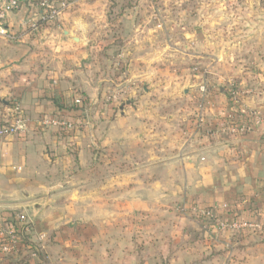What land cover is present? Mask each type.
<instances>
[{
	"label": "crops",
	"instance_id": "0c3cea01",
	"mask_svg": "<svg viewBox=\"0 0 264 264\" xmlns=\"http://www.w3.org/2000/svg\"><path fill=\"white\" fill-rule=\"evenodd\" d=\"M50 1L67 4L55 21L43 22L39 0H28L9 14L5 25L10 35L0 37V105L17 101L33 118L27 135L0 140V213L24 212L34 234L46 236L40 246L43 257L34 263L65 264L57 253H72L64 246L66 234L75 222L96 220L104 204L120 207L118 216L105 211L108 222L162 207L179 214L180 209L193 213L195 206L215 208L226 221L258 227L219 231L199 218L202 232H185L190 241L176 252H183L185 261L173 257L170 264H264V135L260 129L242 136L216 131L230 114L239 117L255 109L264 117L263 82L252 86L236 80L240 96L235 103L225 85L215 90L210 84L203 123L194 88L198 82L187 69L181 76L176 69H161L172 78L161 88L181 98L172 115L160 111L162 101L150 99L161 90L154 85L144 86L145 94L104 104L101 96L113 86L160 73L155 65L162 57L159 51L143 49L159 42L165 22L154 19L153 7L143 20L137 17L139 6L125 7L112 22L105 19L107 0ZM221 13L218 60L254 59L262 27L255 9L248 6L243 14L248 20L240 14L232 23L226 21L228 12ZM32 21L39 23L37 32L30 28ZM116 44L118 52L108 56L105 46ZM203 51L188 52L189 59L203 62L209 57ZM260 62L262 81L264 55ZM115 70L117 82L108 78ZM241 71L215 74L245 78ZM77 95L93 104L90 129L57 132L37 126L43 114L73 112ZM113 233L89 232V252L102 250L99 238L107 244ZM89 257L88 263L96 264V254ZM14 259H0V264Z\"/></svg>",
	"mask_w": 264,
	"mask_h": 264
},
{
	"label": "rangeland",
	"instance_id": "374dc122",
	"mask_svg": "<svg viewBox=\"0 0 264 264\" xmlns=\"http://www.w3.org/2000/svg\"><path fill=\"white\" fill-rule=\"evenodd\" d=\"M107 1L108 5L105 10V19L115 22L120 19L125 7L139 6L142 13H138L137 17L143 20L152 14L147 11L149 10L147 8L153 7L156 10L154 19L165 22L166 27L161 29L158 39L159 42L156 45H149L147 49L145 47L143 49L144 51H150L151 47H154L159 51L162 57L158 62H155V65H159L158 69L160 73H154L152 77L148 76L142 82L133 79L124 83V85L118 87L113 86V89L102 94L101 101L104 104H108L107 99L110 93H118L119 91L120 97L113 101L116 102L130 96L135 97L138 94H145L147 92L145 87H152L154 85L153 87L161 90L155 91L154 97H150V99H155L157 102L162 101L163 104L161 105L160 111L163 114L172 115L176 111L174 108H177V105L181 103V98L180 96L174 98L168 88H161L165 86L167 81L172 80L171 77L164 75V71L161 70L167 67L169 69H176L175 72L180 76L184 75L185 69H187L189 75H192L193 80H197L198 86L194 88L198 90L204 78L208 80L209 85L211 84L210 86L215 90L218 89L219 85H225L228 89L234 88L237 85L236 80L243 81L242 79H246L248 82L250 81L252 86L259 85L260 82L264 84V79L261 81V77L259 76V73L263 72L260 59L264 55V0ZM248 6H252L255 9L257 22L262 26L258 28L256 33L257 55L251 61H238L232 58L228 60L222 58L219 61L217 54L221 47L218 45L219 33L217 26L224 19V15L221 12H228L226 21L231 23L240 14H242V17L240 16L242 19L244 17V20H248V17L243 15ZM235 12L240 13L234 15ZM230 32L229 36L232 38V31ZM170 38L172 39L170 40ZM206 38L208 39V44L202 42ZM231 46L230 49L233 48ZM119 47L117 44L111 46L106 45L105 49L108 50L106 51L108 52V56L113 57L118 52ZM202 50H205L203 51L204 54L209 55L206 60L203 58V62H200L201 59H189L192 56L188 55V52H197L199 54ZM229 52L231 53V50ZM106 68H108V65L104 66V69ZM117 68L119 69V66ZM239 68L242 70V74L246 76L245 78L229 75L228 77L221 78L215 74V72L219 73L221 71L222 73L225 72L224 74L228 73L232 75ZM115 71L114 76H108L112 81L118 78L117 71ZM205 71L207 72L204 76ZM182 79L186 80V77L180 80L182 81ZM166 91L168 93L164 94ZM196 100L198 102V95ZM110 209L117 212L116 216L120 213V207L115 205L105 207L104 204H100L97 209L96 220L75 222L74 226L76 225V228H71L68 231L70 233L66 234L67 238L64 239L65 248L72 251L73 254H69L65 250L64 254L62 251L57 253V256H61L65 260V264H89V256H94L95 254L96 264H170L173 257H179L180 262H184L185 254L183 252L176 254L181 247H185L190 241L184 233L202 232V225L198 220L199 218L193 213L186 214V210L183 209L179 210V214L166 207H162L155 211H145L142 215H130L125 220L117 219L108 222L104 219V213ZM49 232L55 231L51 230ZM89 232H98L99 234L100 232L114 233L112 241H109L107 244L103 243L104 237L99 238L102 239L99 241L102 242L100 245L104 247L101 248L102 250H97L94 254L89 252V248L91 247L90 241L93 242V238L90 237ZM106 248H108L107 252L104 250ZM199 258L200 256L196 257V259ZM41 259L42 257L40 258L39 256L37 260L40 262ZM6 260L8 259L6 258ZM14 260L13 262H16L18 259L16 258Z\"/></svg>",
	"mask_w": 264,
	"mask_h": 264
},
{
	"label": "built area",
	"instance_id": "2783aa9c",
	"mask_svg": "<svg viewBox=\"0 0 264 264\" xmlns=\"http://www.w3.org/2000/svg\"><path fill=\"white\" fill-rule=\"evenodd\" d=\"M28 0H0V37H8L10 35L7 27L6 20L9 14L21 9L23 4ZM39 6L42 9L40 19L43 22L55 21L61 14V11L67 6L66 1L60 5L50 0H39ZM32 31L37 32L39 30L38 21H32L30 23ZM207 71L204 72V76ZM122 90V89H121ZM198 95L199 106V123L204 121V105L210 96V88L208 80L202 79ZM230 99L235 103L240 96V92L236 87H232L229 90ZM120 97V93H110L108 96V103ZM73 106L80 108L79 115L74 112L71 113H53L43 114L37 120V126L50 131H81L90 129L93 125L92 118V102L84 95H77L73 99ZM76 113V112H75ZM33 118L31 115L20 105L19 102H13L10 107L0 105V140L8 136H25L31 130ZM255 129H260L264 135V117L258 110L249 109L244 115L239 117L232 114L226 116L224 120L218 125L216 131H222L235 136H242ZM192 212L200 219L206 222V224L213 226V228L219 231H225L228 229L241 230L242 228H256L258 225H254L247 221H226L219 217L215 208L206 206H195L192 208ZM15 220V225L8 226L6 221L9 217ZM8 217V218H7ZM32 221L29 217L20 211L14 212V214L0 213V259L14 258L20 256V250L25 246L22 237L28 235L31 241L38 243V246H42L45 240V235L34 234ZM32 260L39 259V254L36 252H30Z\"/></svg>",
	"mask_w": 264,
	"mask_h": 264
},
{
	"label": "trees",
	"instance_id": "16d2710c",
	"mask_svg": "<svg viewBox=\"0 0 264 264\" xmlns=\"http://www.w3.org/2000/svg\"><path fill=\"white\" fill-rule=\"evenodd\" d=\"M72 110H73L74 114H76L77 116L79 115L80 108L78 106H73ZM11 214H14V212ZM6 224L8 226L15 225V220L13 218L9 217L8 220L6 221ZM22 239H23V242L25 243V246L20 250L21 258H20V260L18 259L16 262H11L10 264H36V263H34L35 260L34 261L32 260L30 252L38 253L40 258H41V257H43V251L38 246V243L30 240V237L28 235H24L22 237ZM7 259H9V258H7Z\"/></svg>",
	"mask_w": 264,
	"mask_h": 264
}]
</instances>
